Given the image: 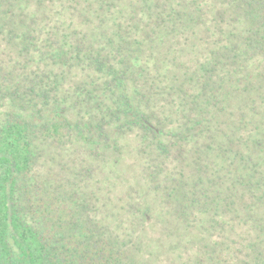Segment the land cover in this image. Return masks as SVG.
<instances>
[{"label":"trees","instance_id":"obj_1","mask_svg":"<svg viewBox=\"0 0 264 264\" xmlns=\"http://www.w3.org/2000/svg\"><path fill=\"white\" fill-rule=\"evenodd\" d=\"M56 1L0 0V264H164L155 228L264 264V0H85L91 30ZM127 136L170 235L141 189L108 205Z\"/></svg>","mask_w":264,"mask_h":264},{"label":"rangeland","instance_id":"obj_2","mask_svg":"<svg viewBox=\"0 0 264 264\" xmlns=\"http://www.w3.org/2000/svg\"><path fill=\"white\" fill-rule=\"evenodd\" d=\"M78 4L75 5L74 3V10H70L69 3L67 0H57L55 2L56 8H59L63 12L60 15L61 19L64 20H70L73 19L74 25L78 26V28L82 30H91L92 26L97 24V22L94 23H88V22H83L87 20H91L94 17H96L95 14L93 15H87L88 19H86L85 14L83 13L84 9V4L85 0H77ZM51 3V2H50ZM32 9L36 8V3H33L31 5ZM98 20V19H97ZM127 141L125 142V148L126 151L123 154V159L125 162L124 166V172L121 173H115V176L110 177L109 175L107 176V184H111L110 186L114 185L112 187L113 192L111 194L112 196V201L108 204L110 209L112 211L118 212V210L122 209L123 206H127L126 203L128 202H134V199H129V197H125L124 200H119V198L124 197L126 193L127 187H132L133 196L135 197V201L139 204V197L137 196V191L141 189L144 194L147 196L146 199L142 200L140 199V204L144 206L143 203L149 204L150 207H152V213L154 214L155 217H159V215L162 214V212H166V207L162 204L164 201V195L161 190L155 191V181L150 177V173L154 168V165L152 164L151 161L145 159V157L137 152L136 146L138 145L137 141L133 139V137H126ZM136 149V150H135ZM163 156L159 157V160L161 161V168L159 172V180L162 185V187H166L170 180H171V167L173 168L174 165H171V159H165ZM122 177V179L118 178ZM151 213V214H152ZM152 214V215H153ZM165 214V213H164ZM133 216V215H132ZM160 219H165L167 220L168 226L165 227L167 235L171 234V219H173L171 216H165L161 215L159 217ZM131 220H129L130 222ZM173 225L176 224V222H172ZM192 230V228H190ZM153 232L156 236H163L160 240L162 241V246H165V251L169 249V254L166 255V260L164 264H174L173 259H171L172 256L175 254H179L181 257L178 259L177 263H181L182 261H191L193 262L196 255L200 253V249L198 247L199 244L201 243H196V238H195V244L192 243H183V244H178L180 243L177 241L179 248L177 251H175V239H171V236L169 237H164V235L161 232V229L155 228L152 229ZM197 230V229H196ZM155 231V232H154ZM197 233L201 236L204 233V230H199ZM218 233V231H216ZM156 244L155 248V256L157 257L161 251H159V248L157 246L158 242H154V245ZM144 251H148V244L145 245Z\"/></svg>","mask_w":264,"mask_h":264}]
</instances>
